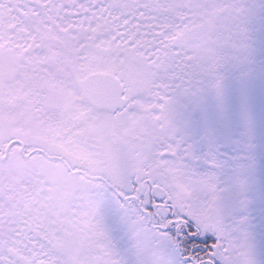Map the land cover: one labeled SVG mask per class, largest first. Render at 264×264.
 <instances>
[{
	"label": "snow or ice",
	"instance_id": "1",
	"mask_svg": "<svg viewBox=\"0 0 264 264\" xmlns=\"http://www.w3.org/2000/svg\"><path fill=\"white\" fill-rule=\"evenodd\" d=\"M0 264H264V0H0Z\"/></svg>",
	"mask_w": 264,
	"mask_h": 264
}]
</instances>
